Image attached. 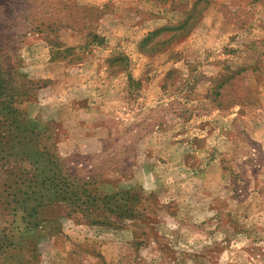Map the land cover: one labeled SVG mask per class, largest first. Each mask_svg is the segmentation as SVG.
Listing matches in <instances>:
<instances>
[{
	"label": "rangeland",
	"instance_id": "374dc122",
	"mask_svg": "<svg viewBox=\"0 0 264 264\" xmlns=\"http://www.w3.org/2000/svg\"><path fill=\"white\" fill-rule=\"evenodd\" d=\"M0 74V264H264V0H0Z\"/></svg>",
	"mask_w": 264,
	"mask_h": 264
},
{
	"label": "trees",
	"instance_id": "16d2710c",
	"mask_svg": "<svg viewBox=\"0 0 264 264\" xmlns=\"http://www.w3.org/2000/svg\"><path fill=\"white\" fill-rule=\"evenodd\" d=\"M89 37L90 39L86 42L87 45L100 46L104 44V39L94 33ZM48 44L53 48H62L60 44L55 42L48 41ZM8 85L9 83L7 84L6 79L0 74V130L4 127L19 129L21 126L19 121L22 115L16 106V99L19 97V94H10L12 88ZM42 181H44V179ZM46 184L45 182H40L39 190L35 187L34 189H29L31 185L22 188L23 196L14 199L13 208L20 210L24 214L22 221L25 222L27 226L37 225V223H35L36 217L40 216L41 210H44V208L48 206L47 204L52 206L59 202H66L70 210L84 212V210L87 209H84L83 206L90 204L89 201L94 202L97 200L85 195L87 196L86 198H88V202H85L82 198L74 196L72 193L70 194L67 188L61 183H49V185L45 186ZM37 190L39 192H37Z\"/></svg>",
	"mask_w": 264,
	"mask_h": 264
}]
</instances>
